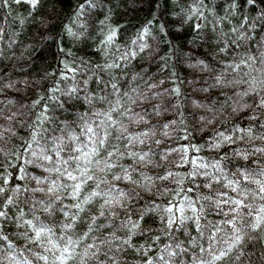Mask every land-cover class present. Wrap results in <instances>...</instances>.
Instances as JSON below:
<instances>
[{"label": "snow or ice", "instance_id": "6c2138e0", "mask_svg": "<svg viewBox=\"0 0 264 264\" xmlns=\"http://www.w3.org/2000/svg\"><path fill=\"white\" fill-rule=\"evenodd\" d=\"M137 2L0 0V264H264V0Z\"/></svg>", "mask_w": 264, "mask_h": 264}, {"label": "trees", "instance_id": "16d2710c", "mask_svg": "<svg viewBox=\"0 0 264 264\" xmlns=\"http://www.w3.org/2000/svg\"><path fill=\"white\" fill-rule=\"evenodd\" d=\"M75 0H63L62 4H57V10L63 9V12H68L74 6ZM147 8L141 7L139 3H133V0H120L119 7L116 10V15L113 17L114 22L124 23L125 28L123 29L122 41L129 40L136 29L142 25L147 16ZM21 14L22 9L20 10ZM17 15V10L14 8L12 16H7V10H0V25H4L9 31H21L19 37L20 43L16 46V54L19 55L23 49V45L30 43L32 40V35L35 32V26L28 24L25 25L24 29L21 30L20 26L13 21V17ZM7 39V35L5 36ZM37 62L35 67L43 69L47 64L53 63L52 56L53 53L50 49L45 50L41 53H36ZM44 57L43 63H40L39 57ZM135 67L132 68V71H135ZM155 70V69H153Z\"/></svg>", "mask_w": 264, "mask_h": 264}]
</instances>
